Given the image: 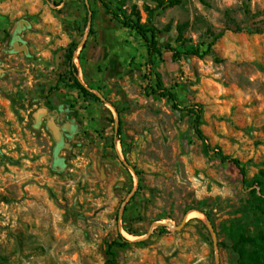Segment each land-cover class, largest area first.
<instances>
[{"label": "rangeland", "instance_id": "rangeland-1", "mask_svg": "<svg viewBox=\"0 0 264 264\" xmlns=\"http://www.w3.org/2000/svg\"><path fill=\"white\" fill-rule=\"evenodd\" d=\"M158 4L113 0L159 30L151 63L100 0H0V264H107L120 234L138 243L117 264H238L225 229L264 231V0ZM220 33L212 54L172 57ZM72 41L100 100L60 81ZM157 73L181 107L202 105L209 150L194 117L153 94Z\"/></svg>", "mask_w": 264, "mask_h": 264}, {"label": "trees", "instance_id": "trees-1", "mask_svg": "<svg viewBox=\"0 0 264 264\" xmlns=\"http://www.w3.org/2000/svg\"><path fill=\"white\" fill-rule=\"evenodd\" d=\"M104 6L105 13L111 15L113 20L119 21L123 26L135 31L146 43L148 50V55L150 57L151 63L155 62V58L162 56V48L159 43V30L153 26H147L146 23L142 22V17L140 11L134 6L128 13L125 10L119 8V11L114 10L113 0H100ZM180 3V0H159L158 7L169 8ZM56 5H59L58 3ZM150 14L152 11L148 8ZM93 18V17H92ZM90 22V32L93 31V24L91 19ZM179 35L178 39L181 40L184 33V27L180 26L178 28ZM223 36V33L216 35L214 40L210 42H203L200 45H192L187 49L181 51L176 48H172L174 59H180L183 56H197L199 58H204L213 53L214 45L216 41ZM79 49V42L72 41L68 44L65 50V57L68 63L69 70L62 75L60 81L67 85L68 87L76 89L79 93L84 95L88 99L100 100V97L94 92L88 90V88L81 82L79 78V69L75 62V55ZM158 82L155 87H152L153 94L161 95V97L168 98L174 102V107L180 110L189 112L194 117V128L197 132L199 138L205 142L206 149L209 150L211 147L207 143L208 138L202 131L203 125V107L201 104H193L181 107L177 102V94L167 88L163 81L161 80L160 74L157 73ZM216 154L219 156L222 162L232 163L239 169L241 174L246 180L247 170L243 162L237 158L232 157L224 153L222 148L216 147ZM228 238L231 241L232 249L238 254V264H264V231H261L258 235L252 236L245 233L241 228L235 229L228 227L225 229ZM138 242H133L128 238H125L120 234L118 239H114L106 244L107 254L111 257L107 260V264H117V250L126 249L136 244Z\"/></svg>", "mask_w": 264, "mask_h": 264}, {"label": "water", "instance_id": "water-1", "mask_svg": "<svg viewBox=\"0 0 264 264\" xmlns=\"http://www.w3.org/2000/svg\"><path fill=\"white\" fill-rule=\"evenodd\" d=\"M24 50H26V49H24ZM45 112H46V109H44V108L38 110L35 113L36 118L38 119L40 117V115L44 114ZM48 127L52 131V134H53L55 140L58 143H60L62 140V130H61V127L56 123L54 118H52L48 121Z\"/></svg>", "mask_w": 264, "mask_h": 264}, {"label": "flooded vegetation", "instance_id": "flooded-vegetation-1", "mask_svg": "<svg viewBox=\"0 0 264 264\" xmlns=\"http://www.w3.org/2000/svg\"><path fill=\"white\" fill-rule=\"evenodd\" d=\"M55 121L61 127V130L63 131L66 125L64 126V124L59 123L56 118H55Z\"/></svg>", "mask_w": 264, "mask_h": 264}]
</instances>
